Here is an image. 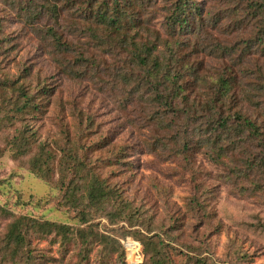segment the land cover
Listing matches in <instances>:
<instances>
[{"label": "rangeland", "instance_id": "rangeland-1", "mask_svg": "<svg viewBox=\"0 0 264 264\" xmlns=\"http://www.w3.org/2000/svg\"><path fill=\"white\" fill-rule=\"evenodd\" d=\"M173 1L0 0V207L69 230L4 251L0 217V264H264V0H189L187 31ZM184 70L189 100L231 78L229 112L259 135L236 119L209 135L152 97L154 76ZM21 83L39 110L16 111ZM93 179L110 199H88Z\"/></svg>", "mask_w": 264, "mask_h": 264}, {"label": "trees", "instance_id": "trees-1", "mask_svg": "<svg viewBox=\"0 0 264 264\" xmlns=\"http://www.w3.org/2000/svg\"><path fill=\"white\" fill-rule=\"evenodd\" d=\"M188 1L189 0H174L172 2L173 10L171 16H173L171 17V20L174 25H177L179 29H182L181 31H187L188 29V23L185 15L188 11L186 7ZM193 2V0H191L190 2L191 8L198 10V13L202 14L200 6H193ZM134 57L136 64L143 67L144 71H152L150 73V75L152 76L154 75L152 67H154L155 69H157V67L158 69L161 68L160 63H158L157 61H154V63L149 67L145 57L139 53H135ZM185 72H187V70H184V72L182 73L180 71H176L175 74H173L172 79H170L166 73H158V76H154L155 81H150V90L151 94L153 95L152 97L160 101V103H163L165 106H170L172 104L171 101H176V99L183 102L184 105H188L187 117L190 119H194V116L190 111L191 109H193L195 113L202 115L205 118V127L203 129H205L206 133L209 135H218L226 132L229 128V123L233 119L242 120V123L240 124H243L244 127L247 128V131L249 130V132L254 136L259 135L257 126L239 110H236L233 113L229 112L231 109L229 105L230 100L228 99V97L232 98L231 78H227L226 76L222 75L218 77L213 97L205 99L196 96L195 99L189 100L186 99V96L180 97L179 92L181 86L178 83V80H180V78L184 75L183 73ZM15 83L17 84V81H15ZM166 83H169V86H174L171 91V100H168L167 96H165L162 93V90L159 89V87H162L163 85L164 89H166ZM176 86H178V88H176ZM243 89L245 90L244 87H242L241 90ZM16 91V111L18 113H23L24 111H36L40 109L41 104L37 98L35 91H30L28 87L22 83L18 84ZM197 107H200L201 109H198ZM238 143L239 142H235V147H233L232 149L239 150L241 148V144ZM12 149L17 155H23L25 153V147L22 148V143L20 141H14ZM262 158H264V153L262 157H256V160ZM262 165L264 168V160ZM36 167L37 166L34 164V168ZM40 169L41 168H37L36 173H39L40 176H42L43 174ZM111 196L112 192L108 190L104 185H102L97 179H93V181L88 184L87 197L94 203L103 202L107 199H110ZM8 216H11L12 220L9 222V224H7L8 228L1 238L4 242L2 246L4 251H7V248L11 247L14 248L15 253H20L23 250L26 251L25 247L26 245H28L26 233L28 232V230L42 233L55 231L56 233L62 234L63 236H67L69 232L67 227H65L63 224H57L49 221L41 222L26 216H12L10 212L0 207V217Z\"/></svg>", "mask_w": 264, "mask_h": 264}]
</instances>
